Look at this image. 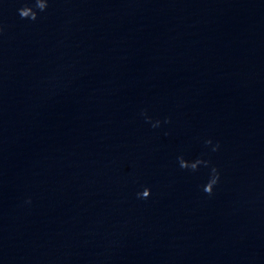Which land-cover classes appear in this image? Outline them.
Here are the masks:
<instances>
[{
	"label": "water",
	"instance_id": "obj_1",
	"mask_svg": "<svg viewBox=\"0 0 264 264\" xmlns=\"http://www.w3.org/2000/svg\"><path fill=\"white\" fill-rule=\"evenodd\" d=\"M24 2L0 0V264H264V0Z\"/></svg>",
	"mask_w": 264,
	"mask_h": 264
},
{
	"label": "clouds",
	"instance_id": "obj_2",
	"mask_svg": "<svg viewBox=\"0 0 264 264\" xmlns=\"http://www.w3.org/2000/svg\"><path fill=\"white\" fill-rule=\"evenodd\" d=\"M48 6V0H31V2H24L21 7L17 9V13L21 19L36 20L38 12H43ZM141 115L144 116L146 122H150L153 128L159 127L161 121L156 120L155 122L151 121V118L147 116L146 111H142ZM165 124L170 123L169 118L165 117ZM205 145H211V139L204 140ZM219 148V144L212 146V151L215 152ZM177 163L181 169H186L190 171H197L200 166L210 168L207 182L202 186V191L207 195L211 196L213 193L214 187L218 184L220 173L215 166L210 165V161L197 157L194 160H186L182 155L177 156ZM138 199H147L150 196V189L145 187L141 192L137 194ZM30 202V201H29Z\"/></svg>",
	"mask_w": 264,
	"mask_h": 264
}]
</instances>
